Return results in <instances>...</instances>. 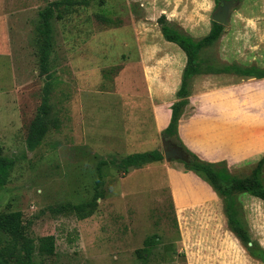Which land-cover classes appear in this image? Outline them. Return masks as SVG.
<instances>
[{
    "label": "rangeland",
    "instance_id": "obj_1",
    "mask_svg": "<svg viewBox=\"0 0 264 264\" xmlns=\"http://www.w3.org/2000/svg\"><path fill=\"white\" fill-rule=\"evenodd\" d=\"M52 1L0 0V146L14 160L0 187V213L22 212L25 234L37 246L32 264H264L228 227L222 198L182 160L164 157L141 167L122 161L134 152H163L154 107L165 101L171 108L177 79L173 71L159 85L155 76L168 64L166 57L178 64L186 54L163 38L158 17L165 14L200 38L211 28L216 2L92 0L54 18L52 68L60 81L52 101L61 126L51 125L30 149L29 128L44 87L37 52L40 12ZM205 56L264 66V0L241 1ZM222 82L199 79L178 133L179 125L189 128L202 93ZM202 83L209 87L200 89ZM228 115L233 120H226V159L218 161L235 175H249L264 153V78L226 76ZM237 120L245 122L242 134L231 125ZM101 160L107 161L104 195L92 215L80 218L68 205L93 197ZM239 199L253 238L264 248V201L247 194ZM48 235L54 236V252H40V239ZM153 236L159 241L143 257Z\"/></svg>",
    "mask_w": 264,
    "mask_h": 264
},
{
    "label": "trees",
    "instance_id": "obj_2",
    "mask_svg": "<svg viewBox=\"0 0 264 264\" xmlns=\"http://www.w3.org/2000/svg\"><path fill=\"white\" fill-rule=\"evenodd\" d=\"M92 0H54L40 12L41 21L38 27L39 45L38 58L40 74L44 77L43 96L38 107L37 114L31 122L27 137L28 147L35 149L42 141L52 125L57 129L61 126L60 112L55 110L53 94L59 84V77L52 68V55L55 51V37L53 20L63 17L79 9L80 5L88 6ZM222 0H216L218 4ZM243 1V0H241ZM163 37L177 44L186 54L187 62L183 69L182 81L177 91L178 99L171 105L172 115L169 125L163 130L167 138L176 137L179 144L188 153L189 159L183 161L186 170L197 173L205 180L213 190L222 198L227 224L230 230L240 240L250 255L264 262V248L253 238L248 222L245 218L243 204L239 195L247 194L255 196L264 201V153L256 162L251 173L245 176L233 174L224 161H208L200 158L196 153L186 149L178 133V124L183 115L185 107L189 103L191 83L193 78L199 74L226 73L241 77L258 79L264 78V66L257 64L243 65L238 62H212L205 56V52L215 46L224 32V26L212 21L210 32L195 38L180 26L172 22L165 14L157 19ZM164 153L159 149L144 152L130 153L123 158V163L129 167H141L145 164L161 161ZM106 160L98 163L95 192L93 197L87 201L70 203L69 210L76 213L80 218L92 215L98 206V199L103 193V168ZM14 160L3 154L0 146V187L7 183ZM182 223L187 229L186 208L182 210ZM0 235L4 237L5 244L0 243V264H32L36 244L26 236L23 225V214L21 211L0 213ZM1 241V239H0ZM158 237L153 236L146 240L147 246L141 253L147 257L153 245L158 243ZM252 242V245L249 243ZM54 236L48 235L40 239L38 250L44 253H53ZM190 251L191 248H189Z\"/></svg>",
    "mask_w": 264,
    "mask_h": 264
},
{
    "label": "crops",
    "instance_id": "obj_3",
    "mask_svg": "<svg viewBox=\"0 0 264 264\" xmlns=\"http://www.w3.org/2000/svg\"><path fill=\"white\" fill-rule=\"evenodd\" d=\"M214 1L216 2V0ZM210 30L211 28L208 30V32L205 35H207L210 32ZM222 58H220V61L226 63V60H223ZM164 60L168 64L164 65L161 68V73L159 72L160 68L159 67L157 68L158 76L157 77L155 76V78L159 79L158 82L160 85L162 82L166 81L167 74L171 72L173 73V71L174 73H176L177 85H176V88L174 89L173 99L171 101L172 102L171 104H173V102L177 100V91L179 90L181 86L182 73H183V69L187 62V57L185 58L183 56V60L180 61L178 64H176L171 57H166V59ZM240 64L252 65L251 63H242V62ZM226 76L237 78V80L255 78V77L245 78V77H241L235 74H226V73H215V74L210 73V74L196 75L193 78L192 83H191V92H190L191 98L190 99L192 100V103H195L194 97H192V95H193L194 90L198 88L199 86L198 83H199L200 78H205V79H208V78L209 79L210 78L221 79L222 78L223 82L220 84V87H218L217 89L215 90L212 89L210 91H204L202 93V96L200 99L201 102H199L197 106L198 113H195L194 116L191 117V121H190V125L188 129H186V127L184 128L183 126L179 125V134L182 137V140L185 142V144L194 153H196L200 158L208 160V161H213V162H216L221 159H226V120H229V119L230 121L233 120L231 118L233 116L231 115L226 116ZM258 80H262V79H258ZM230 81H234V80H230ZM231 84H237V83H231ZM154 87H155L154 92L160 93V89L156 86V82L154 84ZM207 87H209V85H204L202 83L199 88L206 89ZM161 103H165V101L155 104L154 116H155V122H156L158 129L164 130L169 125L171 115H172V109L170 108V106L167 107V106H164V104L162 105ZM234 110L240 111L241 109L238 110L234 106ZM237 121H240V120H237ZM244 123L245 122L240 121V122H236L235 124L232 123L231 125L234 131L238 130V134H242L244 133L246 129V126L244 125ZM238 134L235 133L233 136H237ZM186 135L189 136V139L188 138L186 139ZM229 144L231 147L232 145L230 142ZM259 145L260 144L256 146H259ZM234 148L235 147H232L231 149H234ZM234 150H237V149H234ZM241 152L242 151H239L237 154ZM247 253L249 254L248 251Z\"/></svg>",
    "mask_w": 264,
    "mask_h": 264
},
{
    "label": "water",
    "instance_id": "obj_4",
    "mask_svg": "<svg viewBox=\"0 0 264 264\" xmlns=\"http://www.w3.org/2000/svg\"><path fill=\"white\" fill-rule=\"evenodd\" d=\"M241 0H222L217 4V7L212 15V20L222 24L224 27L230 25L231 16L236 8L240 5ZM163 153L166 160H182L189 159L188 153L179 145H173L172 142L162 135ZM134 167V166H131ZM252 245V242L249 243Z\"/></svg>",
    "mask_w": 264,
    "mask_h": 264
},
{
    "label": "flooded vegetation",
    "instance_id": "obj_5",
    "mask_svg": "<svg viewBox=\"0 0 264 264\" xmlns=\"http://www.w3.org/2000/svg\"><path fill=\"white\" fill-rule=\"evenodd\" d=\"M168 139L170 140V142H172L173 145H179V146H181V145L179 144V142L173 141V140H171V138H168ZM182 148H183V147H182Z\"/></svg>",
    "mask_w": 264,
    "mask_h": 264
}]
</instances>
